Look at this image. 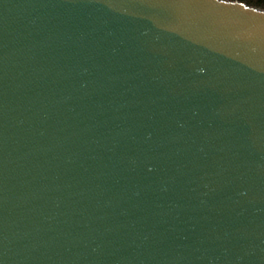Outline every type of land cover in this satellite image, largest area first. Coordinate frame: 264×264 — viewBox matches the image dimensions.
Instances as JSON below:
<instances>
[{
  "label": "water",
  "instance_id": "1",
  "mask_svg": "<svg viewBox=\"0 0 264 264\" xmlns=\"http://www.w3.org/2000/svg\"><path fill=\"white\" fill-rule=\"evenodd\" d=\"M0 264H264V9L0 0Z\"/></svg>",
  "mask_w": 264,
  "mask_h": 264
},
{
  "label": "trees",
  "instance_id": "2",
  "mask_svg": "<svg viewBox=\"0 0 264 264\" xmlns=\"http://www.w3.org/2000/svg\"><path fill=\"white\" fill-rule=\"evenodd\" d=\"M235 1V0H231ZM245 3L248 6L264 9V0H238Z\"/></svg>",
  "mask_w": 264,
  "mask_h": 264
}]
</instances>
